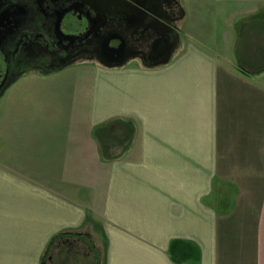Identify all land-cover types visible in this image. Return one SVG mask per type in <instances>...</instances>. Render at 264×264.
I'll return each instance as SVG.
<instances>
[{
  "label": "crops",
  "instance_id": "0c3cea01",
  "mask_svg": "<svg viewBox=\"0 0 264 264\" xmlns=\"http://www.w3.org/2000/svg\"><path fill=\"white\" fill-rule=\"evenodd\" d=\"M177 1L168 63L0 98V264H264V0Z\"/></svg>",
  "mask_w": 264,
  "mask_h": 264
},
{
  "label": "flooded vegetation",
  "instance_id": "af4514ba",
  "mask_svg": "<svg viewBox=\"0 0 264 264\" xmlns=\"http://www.w3.org/2000/svg\"><path fill=\"white\" fill-rule=\"evenodd\" d=\"M135 2L145 14L135 13L128 23L124 0H0V98L32 72L103 60L110 49L121 47L124 52L110 61L152 57L156 46L166 49L181 40L177 25L183 15L177 0ZM154 18L175 32L169 35L165 29L162 34Z\"/></svg>",
  "mask_w": 264,
  "mask_h": 264
},
{
  "label": "water",
  "instance_id": "95a60500",
  "mask_svg": "<svg viewBox=\"0 0 264 264\" xmlns=\"http://www.w3.org/2000/svg\"><path fill=\"white\" fill-rule=\"evenodd\" d=\"M129 6L127 7L129 10H126L124 15L127 16V20H128V23L130 22L129 20H133L135 18V13H143L145 14V10L142 6L141 3L139 2H135V0H124ZM131 10H135L134 12H131ZM154 21L158 24V26L160 27L159 30L162 32V34H165V29H168V34L170 35V33H173L175 32V28L172 27V26H169L167 24H163L162 21H159L157 19L154 18ZM160 34V32H159ZM180 42V39L177 40V42L172 45L171 47L169 46L168 48H160L159 46H156L154 48V56H152L153 58H157V57H164V63H168L169 60L171 59V56L173 54V52L176 50L178 44ZM124 52V49L123 47H121L120 49L118 48L117 50H114V49H110V53H107L105 58L103 60H99L101 63H103L105 66L109 67V68H112V67H119V66H122L124 65L127 60H124L122 63H114L113 61H110L112 59L113 56L115 55H118ZM70 66V65H69ZM68 67V66H66ZM66 67H63V68H66ZM62 68V69H63ZM61 70V69H60ZM59 71V70H57Z\"/></svg>",
  "mask_w": 264,
  "mask_h": 264
},
{
  "label": "rangeland",
  "instance_id": "374dc122",
  "mask_svg": "<svg viewBox=\"0 0 264 264\" xmlns=\"http://www.w3.org/2000/svg\"><path fill=\"white\" fill-rule=\"evenodd\" d=\"M180 25V24H179ZM96 61H99V60H97V59H95ZM94 60V61H95ZM100 62V61H99ZM95 228V230L94 231H90L91 233H94V239L97 241V244L99 245L100 243H99V240H97L96 238H97V235L99 234V236L101 235V232L99 231V227H94ZM102 236V235H101ZM96 237V238H95ZM80 245L82 244V243H79ZM95 246V249L96 250H98L97 249V245L95 244L94 245ZM79 247L80 246H75V248L79 251L80 249H79ZM58 257H61L62 255L61 254H59V255H57ZM79 259V258H78ZM56 260V259H55ZM98 260H99V253L98 252H95L94 254H92V256H91V258L90 259H88V261H89V264H98ZM72 261H77V259L76 260H72ZM70 262V263H72V264H74V262ZM61 264H69L68 263V261L66 260V259H63L61 262H60Z\"/></svg>",
  "mask_w": 264,
  "mask_h": 264
},
{
  "label": "trees",
  "instance_id": "16d2710c",
  "mask_svg": "<svg viewBox=\"0 0 264 264\" xmlns=\"http://www.w3.org/2000/svg\"><path fill=\"white\" fill-rule=\"evenodd\" d=\"M55 240H56V239H54V240L49 244V248L53 245V243H54Z\"/></svg>",
  "mask_w": 264,
  "mask_h": 264
}]
</instances>
